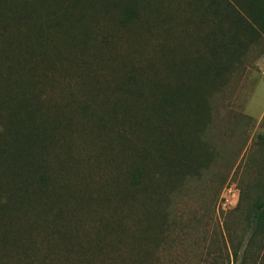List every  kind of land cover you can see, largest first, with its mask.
<instances>
[{
  "label": "rangeland",
  "instance_id": "obj_1",
  "mask_svg": "<svg viewBox=\"0 0 264 264\" xmlns=\"http://www.w3.org/2000/svg\"><path fill=\"white\" fill-rule=\"evenodd\" d=\"M118 1L135 8L127 29ZM118 1L0 4V97L7 96L2 78L12 80L15 94L31 100L32 122L50 137L38 158L49 177L41 196L48 206H6L0 233L20 232L24 248L32 239L30 254L47 264H78L68 256L85 250V264H264V234L252 224L264 192V35L245 47L239 66L229 65L227 81L205 94L210 118L193 136L183 177L172 180L163 197L135 194L120 201L115 193L135 160L124 145L153 139L147 127L113 119L126 105L142 116L141 104L118 94L117 86L136 69L165 77L170 65L191 60L194 67L199 52L205 55L210 20L196 11L198 0ZM98 116L106 129L98 126ZM7 165L0 159L1 203L12 188L3 177ZM104 228L113 237L98 258ZM49 249L55 256L44 259ZM22 258L0 244V264Z\"/></svg>",
  "mask_w": 264,
  "mask_h": 264
},
{
  "label": "trees",
  "instance_id": "obj_2",
  "mask_svg": "<svg viewBox=\"0 0 264 264\" xmlns=\"http://www.w3.org/2000/svg\"><path fill=\"white\" fill-rule=\"evenodd\" d=\"M3 2L0 0V4ZM117 5L121 6V1ZM134 9L130 4L119 9L123 29L129 28V22L136 16ZM196 11L210 20V40L203 43L205 55L201 53L203 51L199 52L200 59L194 67L191 60L184 66L170 65L165 77L155 71L144 73L136 69L127 77V81L117 86L118 94L141 104L142 116H134L126 105L121 113L115 111L113 119L116 115L131 125L135 121L141 129L147 127L146 136L153 139L150 142L146 139L140 145L132 144L129 148L124 145L126 152L135 160L120 185L121 189L119 186L120 194L115 193L116 198H121L120 201H126L135 194H141L146 199L163 197L164 192L173 187L172 180L183 177L190 168L189 153L196 141L193 136L203 125L201 121L210 118L205 94L225 83L229 65L239 66L245 47L264 35V0H198ZM43 14L49 18V8ZM41 32L43 35L44 31ZM2 82H6L7 96L0 97V114H5L0 136L3 140H0V159L8 164L3 177L12 188L8 190L5 201L0 202V217L6 206H13L19 211L23 206L33 209L42 207L45 210L48 204L41 196L49 187V177L45 176V167L40 163L44 160L38 158H42L40 150L46 151L50 143L47 128L35 126L32 122L31 100L24 94L21 97L15 94L13 81L2 78ZM14 105H17V109H13ZM105 122L102 116H98L100 129H106ZM119 138L124 140L121 134ZM11 141L17 144L13 145ZM260 141L264 145V136H260ZM0 191L3 188L0 187ZM252 224L255 233L264 234V192L252 211ZM11 232L7 229L0 233V244L23 253L24 258L18 264H47L30 254L36 246L35 241L27 240L29 247L24 248L20 232ZM106 232L104 228L103 233ZM102 234L98 233V258L104 254V244L113 237L105 234L104 238ZM87 251L84 253H89ZM48 252L44 259L55 256L50 249ZM84 253L69 254L68 257L73 262L85 264L83 261L88 256ZM58 256L60 258L64 253ZM114 262L111 259L109 263L98 264Z\"/></svg>",
  "mask_w": 264,
  "mask_h": 264
},
{
  "label": "built area",
  "instance_id": "obj_3",
  "mask_svg": "<svg viewBox=\"0 0 264 264\" xmlns=\"http://www.w3.org/2000/svg\"><path fill=\"white\" fill-rule=\"evenodd\" d=\"M229 193L232 194V197H237V191L233 187L229 189Z\"/></svg>",
  "mask_w": 264,
  "mask_h": 264
}]
</instances>
